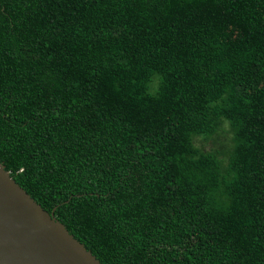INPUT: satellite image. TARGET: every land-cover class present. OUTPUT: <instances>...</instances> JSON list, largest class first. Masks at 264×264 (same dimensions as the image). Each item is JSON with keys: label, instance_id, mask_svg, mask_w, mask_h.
I'll return each mask as SVG.
<instances>
[{"label": "trees", "instance_id": "trees-1", "mask_svg": "<svg viewBox=\"0 0 264 264\" xmlns=\"http://www.w3.org/2000/svg\"><path fill=\"white\" fill-rule=\"evenodd\" d=\"M0 163L102 264H264V0H0Z\"/></svg>", "mask_w": 264, "mask_h": 264}, {"label": "water", "instance_id": "water-1", "mask_svg": "<svg viewBox=\"0 0 264 264\" xmlns=\"http://www.w3.org/2000/svg\"><path fill=\"white\" fill-rule=\"evenodd\" d=\"M0 163V264H102Z\"/></svg>", "mask_w": 264, "mask_h": 264}, {"label": "rangeland", "instance_id": "rangeland-1", "mask_svg": "<svg viewBox=\"0 0 264 264\" xmlns=\"http://www.w3.org/2000/svg\"><path fill=\"white\" fill-rule=\"evenodd\" d=\"M225 129L227 130V125L224 126ZM229 133H221L220 136H219V140L218 141H228L229 139ZM195 143L200 147L202 148L203 150H210L212 149L214 146L218 147L219 146V143L216 142V143H213V140H208V141H205L201 138H196L195 140Z\"/></svg>", "mask_w": 264, "mask_h": 264}]
</instances>
